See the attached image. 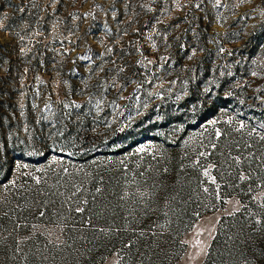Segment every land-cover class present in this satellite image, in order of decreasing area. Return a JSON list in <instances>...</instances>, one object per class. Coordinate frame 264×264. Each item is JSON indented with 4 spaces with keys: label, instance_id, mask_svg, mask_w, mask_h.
<instances>
[{
    "label": "rangeland",
    "instance_id": "1",
    "mask_svg": "<svg viewBox=\"0 0 264 264\" xmlns=\"http://www.w3.org/2000/svg\"><path fill=\"white\" fill-rule=\"evenodd\" d=\"M235 213L264 226V0H0V264H203Z\"/></svg>",
    "mask_w": 264,
    "mask_h": 264
},
{
    "label": "trees",
    "instance_id": "2",
    "mask_svg": "<svg viewBox=\"0 0 264 264\" xmlns=\"http://www.w3.org/2000/svg\"><path fill=\"white\" fill-rule=\"evenodd\" d=\"M224 138H220L219 147ZM217 147L216 150H219ZM212 151L211 158L216 163H221V157ZM220 161V162H219ZM113 189V188H111ZM182 194L180 202L173 205L174 213L172 221L185 222L192 215V205L186 200V194ZM100 206L106 209L107 204L100 201ZM194 218V217H193ZM244 216L235 213L223 217L217 226L216 233L207 250L203 264H264V226H245Z\"/></svg>",
    "mask_w": 264,
    "mask_h": 264
},
{
    "label": "snow or ice",
    "instance_id": "3",
    "mask_svg": "<svg viewBox=\"0 0 264 264\" xmlns=\"http://www.w3.org/2000/svg\"><path fill=\"white\" fill-rule=\"evenodd\" d=\"M199 5H197V7H198ZM78 211L80 210V209H77Z\"/></svg>",
    "mask_w": 264,
    "mask_h": 264
}]
</instances>
